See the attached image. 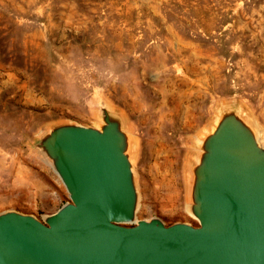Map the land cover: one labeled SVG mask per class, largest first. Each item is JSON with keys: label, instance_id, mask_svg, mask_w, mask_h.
Segmentation results:
<instances>
[{"label": "rangeland", "instance_id": "1", "mask_svg": "<svg viewBox=\"0 0 264 264\" xmlns=\"http://www.w3.org/2000/svg\"><path fill=\"white\" fill-rule=\"evenodd\" d=\"M101 104L134 139L137 217L197 225L198 138L231 106L264 133V0H0V212L69 201L34 145Z\"/></svg>", "mask_w": 264, "mask_h": 264}, {"label": "water", "instance_id": "2", "mask_svg": "<svg viewBox=\"0 0 264 264\" xmlns=\"http://www.w3.org/2000/svg\"><path fill=\"white\" fill-rule=\"evenodd\" d=\"M34 147L69 201L41 218L0 212V264H264V133L223 107L189 154L188 212L139 219L134 139L100 105L96 126L59 122Z\"/></svg>", "mask_w": 264, "mask_h": 264}, {"label": "bare ground", "instance_id": "3", "mask_svg": "<svg viewBox=\"0 0 264 264\" xmlns=\"http://www.w3.org/2000/svg\"><path fill=\"white\" fill-rule=\"evenodd\" d=\"M135 148V147H134ZM136 151V150H135ZM140 151V150H139ZM139 153V152H138ZM137 155V154H136Z\"/></svg>", "mask_w": 264, "mask_h": 264}]
</instances>
